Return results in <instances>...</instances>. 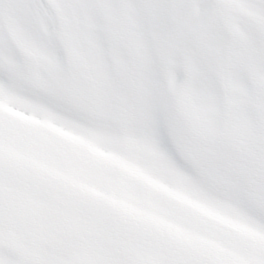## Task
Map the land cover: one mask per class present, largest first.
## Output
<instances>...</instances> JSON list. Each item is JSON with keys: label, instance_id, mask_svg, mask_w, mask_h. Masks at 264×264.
<instances>
[{"label": "snow or ice", "instance_id": "obj_1", "mask_svg": "<svg viewBox=\"0 0 264 264\" xmlns=\"http://www.w3.org/2000/svg\"><path fill=\"white\" fill-rule=\"evenodd\" d=\"M0 264H264V0H0Z\"/></svg>", "mask_w": 264, "mask_h": 264}]
</instances>
